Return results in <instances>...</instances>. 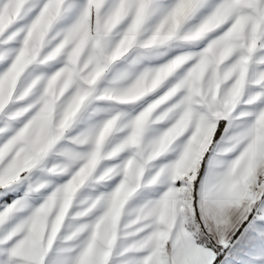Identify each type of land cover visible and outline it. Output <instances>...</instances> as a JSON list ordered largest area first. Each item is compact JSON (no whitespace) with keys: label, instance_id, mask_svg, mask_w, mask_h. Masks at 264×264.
Listing matches in <instances>:
<instances>
[{"label":"snow or ice","instance_id":"snow-or-ice-1","mask_svg":"<svg viewBox=\"0 0 264 264\" xmlns=\"http://www.w3.org/2000/svg\"><path fill=\"white\" fill-rule=\"evenodd\" d=\"M0 264H264V0H0Z\"/></svg>","mask_w":264,"mask_h":264}]
</instances>
